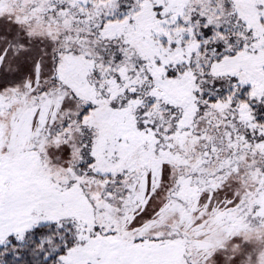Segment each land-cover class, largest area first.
Here are the masks:
<instances>
[{
	"label": "snow or ice",
	"instance_id": "1",
	"mask_svg": "<svg viewBox=\"0 0 264 264\" xmlns=\"http://www.w3.org/2000/svg\"><path fill=\"white\" fill-rule=\"evenodd\" d=\"M0 264H264V0H0Z\"/></svg>",
	"mask_w": 264,
	"mask_h": 264
}]
</instances>
